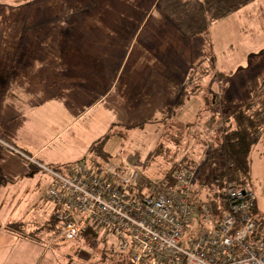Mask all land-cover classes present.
Wrapping results in <instances>:
<instances>
[{"label":"rangeland","instance_id":"1","mask_svg":"<svg viewBox=\"0 0 264 264\" xmlns=\"http://www.w3.org/2000/svg\"><path fill=\"white\" fill-rule=\"evenodd\" d=\"M135 1L114 3L130 6ZM33 2L39 0H0V141L18 152L16 159L5 153L0 157V198L9 206L0 214V264H32L33 259L37 264H116L125 253L112 251L116 242L104 231L95 251L86 237L69 241L59 233L55 204L45 195L52 176L26 157L50 141L38 156L49 168L80 161L92 167L96 159L137 169L153 183L161 182L180 160L201 167L209 145L219 140L222 121L264 85V0L212 22L216 65L208 56L183 75L170 69V39L145 48L138 41L130 55L124 50L106 58L109 36L104 27L94 42L83 45L80 71L78 60L75 65L70 58L16 60L14 46L21 48L27 35L19 20L32 17ZM16 36H22L21 43ZM182 79L190 87L187 95L203 91L209 97L206 114L195 123L170 119V88ZM250 157L254 208L264 219V135ZM203 179H195L194 193L201 191ZM18 220L24 225L19 234L31 239H15L9 225Z\"/></svg>","mask_w":264,"mask_h":264},{"label":"built area","instance_id":"2","mask_svg":"<svg viewBox=\"0 0 264 264\" xmlns=\"http://www.w3.org/2000/svg\"><path fill=\"white\" fill-rule=\"evenodd\" d=\"M27 158L51 174L45 195L69 241L93 228L112 236L114 250L129 254L131 264H264V219L250 185L228 183L216 216L211 198L221 190L194 193L197 167L187 163L172 180L148 184L139 170L109 161L55 169Z\"/></svg>","mask_w":264,"mask_h":264},{"label":"crops","instance_id":"3","mask_svg":"<svg viewBox=\"0 0 264 264\" xmlns=\"http://www.w3.org/2000/svg\"><path fill=\"white\" fill-rule=\"evenodd\" d=\"M158 1L136 0L130 3V6H126V3H114V0H39V2H33L29 4L32 17L19 20L22 26H18L27 28V35L21 48L14 46V58L16 60H65L70 58L75 60V65H77L78 60L80 71L79 59L83 55V45L94 42L101 28L104 27L107 36H109L106 58H114L124 50L130 55L133 51V44L138 41H141V47L145 48L148 45L151 46L152 43L158 44L160 40L162 42L164 39H170V69L175 74L183 75V70H195L196 64L202 60L206 61L208 56L212 59V63L216 65L211 27L207 33L187 37L158 9ZM16 38L17 36L14 39L18 43L22 42V36ZM193 48L196 50L195 59L193 63H190L192 53L194 54ZM96 56L98 57V55ZM185 60H188L187 66L183 64ZM31 69L33 72V67ZM220 72L218 70V75H220ZM185 80L176 81L170 88H173V91H170V119L181 118L182 121L195 123L206 114L205 108H207L209 97L203 91L187 95L185 91H189L190 87L189 85L186 86ZM177 84L180 85V88H176ZM180 89L183 94L179 93L181 92ZM219 90H221V83ZM216 98L217 95L212 93V105L217 103ZM176 101H179V103L176 104ZM175 107L176 112L175 109H172ZM56 138L57 136L53 139ZM49 144L50 141L46 145ZM2 145H5L14 154L4 152L0 148V157L5 153L7 158L14 157L16 159V153L18 152L14 151L15 146L0 141V146L4 147ZM44 147L28 155L39 160L38 156L44 151ZM18 151L21 154L24 152ZM1 166L3 165L0 163V168ZM2 184L0 180V186ZM7 203L4 198L0 200V214L4 207H9ZM18 222L21 221L18 220ZM13 233L18 241L31 239L20 235L18 231L14 230ZM28 233L30 235L32 232ZM1 234L2 229L0 228ZM23 247L25 249L33 248L30 244H23ZM38 252L40 255V251ZM36 261L33 259L32 264H37Z\"/></svg>","mask_w":264,"mask_h":264},{"label":"trees","instance_id":"4","mask_svg":"<svg viewBox=\"0 0 264 264\" xmlns=\"http://www.w3.org/2000/svg\"><path fill=\"white\" fill-rule=\"evenodd\" d=\"M253 1L255 0H159L158 9L185 36L193 37L207 33L212 22L233 14ZM259 89L249 103L235 107L222 121L225 126L223 124L219 140L217 142L210 141L213 144L209 145L206 160L200 165L201 167H198L196 163L180 160L161 181L172 180L179 163H187L197 167V178L199 175H203L205 178L201 181V187L211 186L221 190L211 198L216 207V216H219L226 206L223 188L232 182L242 186L249 185L250 182L252 148L264 135V85L261 84ZM208 125L212 126L211 123ZM98 161L95 159L94 162ZM152 183L148 179V184ZM218 205L222 206V210L217 207ZM53 219L57 221L54 215ZM23 226L22 222L9 225L13 231L16 230L18 233ZM58 228L60 233L61 226ZM100 232L88 228L81 234L80 238L86 237L91 248L95 251L96 246L94 244L102 242L97 239ZM103 239L106 240L104 237ZM104 255L107 256V254ZM121 259L122 261L125 259L123 264H131L129 254H123ZM121 259L116 264H122ZM94 262L99 264L97 260H93Z\"/></svg>","mask_w":264,"mask_h":264}]
</instances>
